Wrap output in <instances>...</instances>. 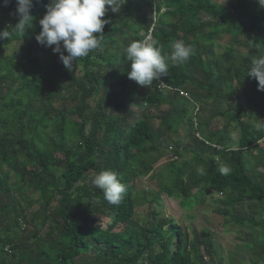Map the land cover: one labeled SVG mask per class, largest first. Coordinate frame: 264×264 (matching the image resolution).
<instances>
[{
  "label": "trees",
  "instance_id": "obj_1",
  "mask_svg": "<svg viewBox=\"0 0 264 264\" xmlns=\"http://www.w3.org/2000/svg\"><path fill=\"white\" fill-rule=\"evenodd\" d=\"M49 2L34 0L26 33L0 39V90L7 91L0 95V264H202L203 242L152 207L157 191L183 204L202 193L220 195L223 216L231 214L227 207L249 202V214L230 219L241 234L248 224L264 230V91L247 76L251 61L264 55L258 0H227L224 8L213 0H127L119 12H106L101 47L72 70L54 46L35 38ZM15 9L16 0L7 6L0 0V31L18 22ZM220 29L227 42L217 54ZM149 35L168 54L176 42L193 49L186 63L170 64L159 78L166 89L159 80L147 88L128 78L125 48ZM12 40L21 51L7 55ZM184 124L183 142L172 134ZM225 165L231 171L222 175ZM104 170L126 186L118 205L91 182ZM147 176L157 190L142 196L133 182ZM35 206L41 212L32 217ZM202 235L211 243L208 232ZM243 237L251 263H264V235Z\"/></svg>",
  "mask_w": 264,
  "mask_h": 264
},
{
  "label": "clouds",
  "instance_id": "obj_2",
  "mask_svg": "<svg viewBox=\"0 0 264 264\" xmlns=\"http://www.w3.org/2000/svg\"><path fill=\"white\" fill-rule=\"evenodd\" d=\"M8 2L9 0H4V6ZM126 2L127 0H50L45 5L46 13L39 20L41 30L35 38L41 45L54 46L53 52L59 54L66 69L72 70L78 59L101 47L103 29L109 23L104 18L106 12H119ZM258 3L264 7V0H258ZM33 6L34 0H16L15 15L18 16V22L11 27V31H0V39H8L12 32L26 33L32 27ZM65 51L67 55L64 54ZM192 54L193 49L183 42H176L172 52L168 54L163 52L155 40L133 41L125 48V58L130 61L128 78L148 88L153 81L168 74L170 64L178 66L186 63ZM247 76L257 80L258 90L264 91V55L251 61ZM197 171L202 169L198 168ZM219 171L222 175H227L231 169L225 165ZM91 182L102 190L108 203L118 205L122 202L126 186L118 179L116 172L104 170L95 175Z\"/></svg>",
  "mask_w": 264,
  "mask_h": 264
},
{
  "label": "rangeland",
  "instance_id": "obj_3",
  "mask_svg": "<svg viewBox=\"0 0 264 264\" xmlns=\"http://www.w3.org/2000/svg\"><path fill=\"white\" fill-rule=\"evenodd\" d=\"M213 1L223 6V8L227 3V0L225 3L224 0ZM9 18L11 19L13 18V16H9ZM4 19V17L1 18V20ZM10 23L11 25L5 28V30L7 29L11 31L12 22ZM219 31L220 37L216 46L217 54L224 51L227 42L224 31L222 29H220ZM20 46V41L12 40L5 45V53L7 55L19 54L21 51ZM239 53L244 54V49L239 48ZM40 55L41 60L44 61L45 58L42 56V54ZM75 72L76 74L80 75L81 67H78ZM24 81L25 80L19 82V85L23 84ZM5 91L6 89L0 90V95L7 92ZM61 102L62 101L60 100H56L53 105L59 107ZM184 106L186 105L180 104L179 108H184ZM67 108L70 109V105H67ZM168 108L169 104L167 103L162 106V110H166ZM154 113L155 115H158L159 110H156V112L153 109L150 110V114L153 115ZM187 113L189 114V112ZM216 119L215 120L218 121L217 125L220 126L222 119L220 117H217ZM159 123L160 120L156 119L155 124L159 125ZM187 127L188 126H186L185 124L183 126H180L178 128V132L172 134L173 137L184 142L186 140ZM232 135L234 137H238L239 132L235 130L232 132ZM261 146H264V140L262 141ZM168 150L171 151L170 148H168ZM184 154L185 157L192 155V153H188L185 151ZM211 155V152H207L206 154L202 155V158L204 160H208ZM167 159L168 157L162 158L155 167L160 169L165 164ZM15 179L16 177L13 173H11V181H14ZM133 187L138 193H140V195L143 196V190L147 192L151 190H157V182L156 179H152L149 176L142 178L139 177L133 182ZM156 196L159 198V202L152 203V207L156 208L161 216L174 218L179 224L184 227L192 240L197 237L203 242L205 257L202 259V264H253L251 263V243L247 242L244 239L243 235L245 232L247 233L253 231L259 236H262L264 235V230H258L252 225L248 224L246 228L244 227L243 233L241 234L242 227L234 220L230 219L231 214H238L239 216L242 214H249V202H245L244 204H236L234 208L230 206L227 207L226 210H228L231 214L223 216L222 214H217L218 210L226 208L222 202V198L220 197V195H213L212 193H202L198 195L197 200H194V203L191 204H183L179 198L175 196L169 197L160 191H157ZM214 198H218V201H215ZM145 208L146 206L144 205L138 206L140 212L144 211ZM235 209L237 211H235ZM40 212L41 208L38 206H35L30 210L32 217H37ZM140 214V219L143 220V217H146V215L143 213ZM261 215H264V209L262 210ZM99 222H101L104 226L108 223L105 219L99 220ZM122 227L123 226L120 225L117 229L119 230ZM202 232H208L211 238V243H208L206 237L202 235Z\"/></svg>",
  "mask_w": 264,
  "mask_h": 264
},
{
  "label": "built area",
  "instance_id": "obj_4",
  "mask_svg": "<svg viewBox=\"0 0 264 264\" xmlns=\"http://www.w3.org/2000/svg\"><path fill=\"white\" fill-rule=\"evenodd\" d=\"M150 36L151 35H149L146 39L148 40L150 38ZM146 39H144V40H146ZM159 87L162 88V89H166L167 85H166V83L164 81L159 80ZM196 109H197V107H196ZM196 134H197V136L200 137L198 132Z\"/></svg>",
  "mask_w": 264,
  "mask_h": 264
}]
</instances>
